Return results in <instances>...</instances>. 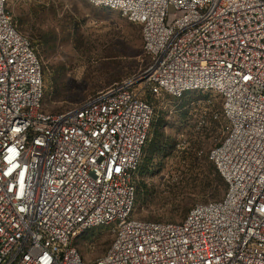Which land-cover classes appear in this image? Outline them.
<instances>
[{
    "label": "built area",
    "instance_id": "obj_1",
    "mask_svg": "<svg viewBox=\"0 0 264 264\" xmlns=\"http://www.w3.org/2000/svg\"><path fill=\"white\" fill-rule=\"evenodd\" d=\"M85 1L139 26L149 64L52 114L41 63L0 0V264H264V0ZM136 85L222 99L208 158L226 193L177 224L132 217L153 116ZM104 227L112 243L85 261L74 241Z\"/></svg>",
    "mask_w": 264,
    "mask_h": 264
},
{
    "label": "rangeland",
    "instance_id": "obj_2",
    "mask_svg": "<svg viewBox=\"0 0 264 264\" xmlns=\"http://www.w3.org/2000/svg\"><path fill=\"white\" fill-rule=\"evenodd\" d=\"M8 9L18 32L28 39L41 62L43 109L48 113L66 111L114 83L128 80L147 63L139 27L116 11L85 0H8ZM136 91L146 98L142 86L136 85ZM150 102L154 118L164 113L163 131L171 142L170 151L167 157L151 161L149 171L137 177L143 193L132 217L180 223L184 209L215 201L209 181L201 186L192 179L207 177V166L214 167L208 155L222 137V102L214 93L203 91L184 100L162 94L151 97ZM210 113H218V121L208 117ZM113 238L112 228H97L74 245L90 262L104 255Z\"/></svg>",
    "mask_w": 264,
    "mask_h": 264
},
{
    "label": "trees",
    "instance_id": "obj_3",
    "mask_svg": "<svg viewBox=\"0 0 264 264\" xmlns=\"http://www.w3.org/2000/svg\"><path fill=\"white\" fill-rule=\"evenodd\" d=\"M7 10L9 11L8 3H7ZM13 22H14V20H13ZM14 24H15V22H14ZM135 26H137V25H135ZM15 27H16V24H15ZM16 29H17V27H16ZM139 29H140V27H139ZM142 47H143V42H142ZM143 53L147 57V63L149 64V57L145 54L144 50H143ZM147 63H146V65H144L141 68V70L137 74H134L129 79L134 78V77L138 76L139 74H141L144 71V69L147 67V65H148ZM41 69H42V65H41ZM42 76H43V70H42ZM51 83L52 84L54 83V77L51 78ZM118 83H121V82H118ZM114 84H117V83H114ZM111 86H109V87H111ZM104 90H102V91H104ZM102 91H100V92H102ZM100 92H97V93L93 94L92 96L88 97L87 99H85L84 101H82L79 104L72 105L69 109L79 107L85 101L89 100L90 98L94 97L95 95H97ZM195 92L201 93V91L187 92V93H185L182 96V98H180V100H184L189 94L195 93ZM210 93H213V92H210ZM146 94H147L145 96L146 98H144V96H142V94H140V93H139V97L143 101H145L146 103H148L151 106L150 98L153 97L154 95H152L148 91H146ZM214 94L217 95L216 93H214ZM164 95H167V94H164ZM217 96L220 98L219 95H217ZM43 100H44V92H43ZM221 102H222V99H221ZM69 109H67V110H69ZM63 112H65V111H63ZM52 114H56V113H52ZM214 114L222 115V105H221V111H220L219 114L218 113H210L208 117H211ZM161 115L159 114L157 116V118H154V115L152 116V121H151V125H150L149 132H148L147 142H146V145H145V147L143 149L141 161H140V164H139V167H138L135 179H134L135 190H136L135 203H136L137 198L139 199L140 196H142V193H143V189H142L143 187H142V185L140 186L138 184L137 177H139V175H143V174H145V173H147L149 171L148 165L151 163V161L155 160L156 158L163 159V158L167 157L168 156V152L170 151L169 149H170L171 142H170L169 139L165 138L164 131H163V127L165 126L164 113L161 114ZM221 119H222V116H221ZM151 130H152V133L150 134ZM150 135H151V138H150ZM207 168H208V172H209L207 177H200V176L196 177L195 176L192 179V181L194 183L200 184L201 186H204L209 181L211 183L212 187H213L212 198H213V200H215V201H209V202L220 201V200L223 199V197H224V195L226 193L227 186H226L225 182L223 181V179L221 178V176L219 175V173L217 172L215 166L213 167L211 165H208ZM138 190H139V193H138ZM190 210L189 209H184V211H182V213L180 215V218H179V219H181V222L185 219V217L187 216V214L189 213ZM151 222H154V221H151ZM159 223H161V222H159ZM171 224H177V223H171Z\"/></svg>",
    "mask_w": 264,
    "mask_h": 264
}]
</instances>
